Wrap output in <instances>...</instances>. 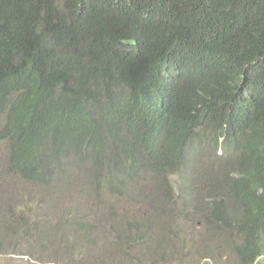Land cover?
<instances>
[{"label":"trees","instance_id":"obj_1","mask_svg":"<svg viewBox=\"0 0 264 264\" xmlns=\"http://www.w3.org/2000/svg\"><path fill=\"white\" fill-rule=\"evenodd\" d=\"M0 142L7 171L37 186L85 164L107 189L180 172L177 197L193 210L181 177L206 142L208 166L221 161L203 217L236 231L237 258L253 264L264 254V0H0Z\"/></svg>","mask_w":264,"mask_h":264},{"label":"rangeland","instance_id":"obj_2","mask_svg":"<svg viewBox=\"0 0 264 264\" xmlns=\"http://www.w3.org/2000/svg\"><path fill=\"white\" fill-rule=\"evenodd\" d=\"M208 150L206 142L195 145L181 177L201 202L193 210L177 197L180 172L140 174L125 187L107 189L96 185L85 164L37 186L7 171L0 142V264H243L236 231L203 217L208 177L215 178L221 161L213 157L209 167ZM254 264H264V256Z\"/></svg>","mask_w":264,"mask_h":264},{"label":"clouds","instance_id":"obj_3","mask_svg":"<svg viewBox=\"0 0 264 264\" xmlns=\"http://www.w3.org/2000/svg\"><path fill=\"white\" fill-rule=\"evenodd\" d=\"M218 151H219V150H218ZM217 154L219 155V152H217ZM262 256H264V254L261 255L259 258H261ZM259 258H258V259H259ZM258 259H257V260H258ZM257 260H256V261H257ZM256 261H255L254 263H256ZM254 263H253V264H254Z\"/></svg>","mask_w":264,"mask_h":264}]
</instances>
